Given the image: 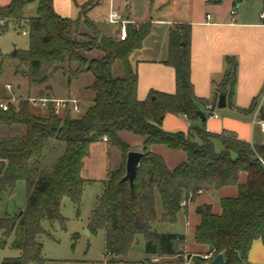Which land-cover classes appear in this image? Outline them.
Listing matches in <instances>:
<instances>
[{
	"label": "trees",
	"instance_id": "obj_1",
	"mask_svg": "<svg viewBox=\"0 0 264 264\" xmlns=\"http://www.w3.org/2000/svg\"><path fill=\"white\" fill-rule=\"evenodd\" d=\"M243 1L234 0L235 7ZM35 2L36 16L27 18L25 9ZM88 4L78 6L77 20L58 15L53 0H11L0 6L2 32L11 25L28 26L29 49L16 52V56L18 67L26 69L24 78L30 87L47 83L49 75L65 65L69 70L76 67L74 76L85 72L94 75L93 105L80 117L57 115L50 104L44 118L33 113L28 101H21L8 112L0 111V126L5 129L0 134V199L3 194L12 193L20 181L27 186L28 199L22 216L0 218V250L13 235L11 248L20 253L16 258L0 260V264H44L43 246L38 240L46 233L43 224L58 223L66 229L62 202L69 198L80 209L84 187L92 182L82 177L91 145L106 141L109 149L127 156L131 147L121 139V133L144 140L140 151L143 158L133 186L123 181L124 170L109 172L104 192L89 220L91 233H105V258H125L137 236L143 235L149 256L173 257L178 264H208L219 255L224 257L225 264H251L248 257L253 243L264 242V144H252L230 133H210L195 125L186 134L169 133L162 127L168 114L185 116L193 124L209 119L215 111L214 104L194 93L191 25H174L169 33L167 64L176 72V92L151 91L146 100L140 101L138 74L131 56L149 35L150 25H130L128 39L119 42L104 36L89 19L93 5L84 12ZM94 51L100 56H86ZM228 64L216 101L223 93L231 98L235 92L237 63L229 59ZM257 100H253L246 113L255 112ZM209 105L212 109H208ZM257 117L264 122V106ZM50 142L65 148L48 168L44 160ZM153 145L182 151L186 161L170 169L162 156L151 151ZM242 174L247 175L244 184L240 183ZM224 187H237L238 194L220 200L219 215L213 213L210 205L196 208L201 222L195 229L194 240L208 247L210 260L189 253L185 235L154 230L158 222L176 224L183 206L195 202L200 194ZM157 194L162 207L160 217Z\"/></svg>",
	"mask_w": 264,
	"mask_h": 264
},
{
	"label": "crops",
	"instance_id": "obj_2",
	"mask_svg": "<svg viewBox=\"0 0 264 264\" xmlns=\"http://www.w3.org/2000/svg\"><path fill=\"white\" fill-rule=\"evenodd\" d=\"M73 1L67 0V4L69 2L71 6ZM90 1L92 0L83 4L76 3L78 14L80 12L78 6ZM215 1L199 0L200 7L196 12L191 7H188L184 13H182L183 8L178 9L177 15L179 17L167 15L161 10L165 6V2H159V7L156 10L160 12L154 13V15L152 12L153 4H146V10H148L146 18L137 19L134 5L128 0H101L91 11L98 7H105V11H103L105 16L95 20L89 11L88 17L106 37L107 35L102 32L101 22L116 26L109 21L110 15H117L130 20L132 26L138 23L150 25L149 35L143 41L140 49L131 56V64L138 74L137 96L140 101L146 100L151 91L166 94L176 92V72L172 66L167 64L169 33L174 25H191V81L194 93L197 98L205 100L211 105L214 104L215 111L209 119H206V122L200 120L193 124L185 116L168 114L163 121V129L169 133L186 134L191 125H195L204 127L210 133H230L241 140L261 145L255 142V118L250 120L252 115L258 119L257 114L255 112L248 114L245 111L250 108L253 100L259 98L264 92V20L260 18L264 4L261 1L258 12L247 14L241 6L242 3L235 7L234 0H223L221 3H215ZM10 2L11 0H0V6H6ZM53 4L58 15L68 17V13L63 11L62 3L59 0H53ZM232 11L236 12L233 16L231 15ZM207 15L211 16V22H207ZM108 37L118 40L117 26L114 29V35ZM151 37H153L154 44H150L149 47L146 43ZM147 52L149 53L147 54ZM229 59L235 60L237 63L236 87L234 95L227 98V107L219 109L218 100L220 96L216 101L218 86L228 70ZM203 111L206 113V109ZM120 137L130 145L131 151L140 152L142 150L144 144L142 138L129 133H121ZM103 142L106 143V141ZM95 144H92L90 149ZM151 151L162 156L170 169H174L185 162L187 157L186 153L171 150L163 145H153ZM121 158L120 153L118 159ZM108 173L109 171L107 175ZM246 180L247 175L242 174L240 183L244 184ZM237 194V187H224L216 192H204L195 202L183 206L176 224L189 229V232L187 230V235L185 231L181 230L176 233L185 235L187 239L188 235L190 236L191 240L187 245L189 253L205 255L208 252L207 246L198 245L194 240L195 229L201 222V217L197 215L196 208L201 205H210L213 213L219 215L221 213L220 200L234 198ZM156 201L157 212L160 217L162 207L158 194ZM169 258L170 260L174 259L173 257ZM248 258L251 264H264V242L262 240L253 243Z\"/></svg>",
	"mask_w": 264,
	"mask_h": 264
},
{
	"label": "rangeland",
	"instance_id": "obj_3",
	"mask_svg": "<svg viewBox=\"0 0 264 264\" xmlns=\"http://www.w3.org/2000/svg\"><path fill=\"white\" fill-rule=\"evenodd\" d=\"M59 1L62 3L63 11L68 13L67 18L77 20L79 14L76 9V3L83 4L88 0H74L71 6L69 2L67 4V0ZM99 1L101 0L90 1L84 12L88 11L90 6H96ZM261 1L245 0L241 6L246 10L247 14H254L260 9L259 5ZM128 2L133 3L137 19L146 18L148 12L146 4H153L152 12L154 15V13L160 12L156 10L159 7V2H165V6L161 10L167 15L171 14L178 17V9L183 8L182 13H184L188 7H191L196 12L198 7H200L199 0H153V2L152 0H128ZM37 6L38 2L28 5L25 9V16L27 18L35 17ZM104 8L98 7L91 11V17L99 20L101 16H105L103 12L105 11ZM140 25H143V23L134 24V27ZM101 28L102 32L108 37L114 35L116 26L107 22H101ZM24 32L26 33L25 35L23 34ZM146 44L147 46L154 44L153 37L148 39ZM29 46L30 37L28 26L25 23L23 25H11L6 32H2L0 28V89L2 90L3 85L10 84L13 86V91L16 94L26 97H40L51 100L77 99L81 108V114L72 115V117L82 116L93 105L94 92L91 86L94 82V75L90 72H85L74 76V69L76 67L73 66L70 71L68 66L65 65L58 71L50 74L47 83L30 87L27 79L24 78L26 69L25 67H18L19 60L14 55L15 52L28 50ZM86 56L95 58L99 57L100 54L94 51ZM17 70L19 71L18 74H16ZM118 71L119 67L116 66L115 75L119 73ZM260 106H264V92L257 100L255 113ZM33 113L44 118L48 116V110L34 108ZM253 118H255V142L262 144L264 143V133L261 132L260 123L256 117L252 115L250 120ZM4 133V127L0 126V134ZM64 148L63 144L50 142L46 147L44 165L50 168L63 154ZM118 155L120 156V152L117 149H109L103 141L96 143L90 149L89 156L84 160L82 177L92 182L84 187L80 209L78 210L69 198H65L62 202L61 214L65 218L66 229L64 230L58 223L50 225V223L45 222L43 224L46 233L41 235L38 240L43 246L42 258L44 259V264H178L175 262V259L170 260L169 257L159 258L157 256H149L146 253V242L143 235L137 236L125 258H105L104 231L99 230L96 233L89 231V220L98 205L99 198L104 192L105 181L108 178L107 172H115L121 169L126 173L127 156L121 154L122 158L118 159ZM27 203V186L25 182L20 181L12 193L3 194L0 199V218L19 215L27 207ZM154 230L158 233H176L181 230L185 231L186 235L187 230L189 232V229H185L180 224H162L159 222L154 225ZM2 237L3 231L0 230V240ZM13 237L11 235L4 249L0 250V260L4 258H16L20 255L18 251L11 248ZM190 240V236L188 235V243H190ZM73 244H75L74 248L72 247ZM154 259H158V261L154 262Z\"/></svg>",
	"mask_w": 264,
	"mask_h": 264
},
{
	"label": "built area",
	"instance_id": "obj_4",
	"mask_svg": "<svg viewBox=\"0 0 264 264\" xmlns=\"http://www.w3.org/2000/svg\"><path fill=\"white\" fill-rule=\"evenodd\" d=\"M235 11L231 12V15H235ZM260 18L264 20V10L260 14ZM207 22H211V16L207 15L206 17ZM109 21L117 26L118 32V41H126L129 36V26L131 25V21L125 18L119 17L117 15H110ZM138 28V27H137ZM26 34L25 32L23 33ZM21 101H28L31 107L34 109H42V110H49V105L52 104L54 111L57 115H61L63 113H67L72 115H79L81 114V108L79 106V101L77 99H67V100H51L48 98H34V97H26L23 95L16 94L13 91V86L10 84H5L0 89V111L1 112H8L10 111L11 107H18ZM261 107V106H260ZM260 107L257 109L256 114L258 113ZM208 109H212V106L209 105ZM215 117H217L215 115ZM261 131L264 132V122L259 121ZM264 164V162L262 161ZM205 260H210L212 258V254H205L203 255ZM158 259H154V262H157Z\"/></svg>",
	"mask_w": 264,
	"mask_h": 264
},
{
	"label": "water",
	"instance_id": "obj_5",
	"mask_svg": "<svg viewBox=\"0 0 264 264\" xmlns=\"http://www.w3.org/2000/svg\"><path fill=\"white\" fill-rule=\"evenodd\" d=\"M16 55V52L14 53ZM227 107V94L223 93L220 95L218 100V108L219 109H225ZM203 122H206V119H202ZM143 154L141 152L137 151H131L127 155V161H126V175L123 179V181H128L132 186L135 181V178L137 176V171L139 168V165L142 161ZM23 211L19 213V217L22 216ZM89 233V231L87 230ZM191 257L188 258L190 260ZM208 264H225L224 257L222 255L217 256L213 261L209 262Z\"/></svg>",
	"mask_w": 264,
	"mask_h": 264
}]
</instances>
